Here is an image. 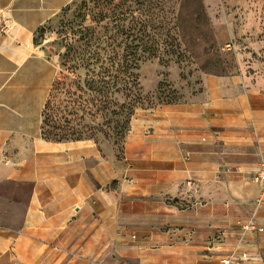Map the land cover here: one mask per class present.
Masks as SVG:
<instances>
[{"label": "rangeland", "instance_id": "obj_1", "mask_svg": "<svg viewBox=\"0 0 264 264\" xmlns=\"http://www.w3.org/2000/svg\"><path fill=\"white\" fill-rule=\"evenodd\" d=\"M66 1L51 0L60 8L37 39L59 65L44 132L49 139L80 136L73 142L97 145L98 153L90 152L92 168L95 155L105 160L103 171L90 170L87 187L118 192L117 217L106 219L105 225L88 212L83 219L104 226L100 237L107 262L166 264V232L184 224L169 222L168 213L193 207L178 198L147 199L144 187L135 182L163 177L158 171L163 163L147 158L162 155L167 130L185 125L191 132L209 134L217 129L192 103L210 98L214 81H257L264 66V0ZM81 157L58 160L77 164ZM19 190L9 188L13 194ZM11 203L21 208L27 202ZM244 217L232 218L236 229ZM0 219L9 227L22 220ZM183 229L173 232L174 264L176 257L200 254L220 262L240 253L219 228L204 235L191 226L184 234Z\"/></svg>", "mask_w": 264, "mask_h": 264}, {"label": "crops", "instance_id": "obj_2", "mask_svg": "<svg viewBox=\"0 0 264 264\" xmlns=\"http://www.w3.org/2000/svg\"><path fill=\"white\" fill-rule=\"evenodd\" d=\"M59 8L51 0H0V218H22L18 227L0 219V264H109L101 224L117 217L119 194L87 187L90 170L103 171L105 160L95 155L92 168L90 152L98 153L97 145L52 143L42 135L43 111L59 65L37 39ZM213 83L210 98L192 103L217 129L209 134L185 125L167 130L162 155L147 158L163 163L158 170L163 177L135 185L144 187L147 199L178 198L193 207L168 213L169 222L184 224L166 232V264H174L173 232L184 228V234L190 226L201 235L219 228L226 242L234 248L240 244L236 256L248 254L241 264H264V232L244 231L249 221L264 229V206L256 205L261 185L250 178L264 162V66L256 82L220 78ZM75 154L82 155L77 164L58 160ZM11 186L20 188L18 194L9 191ZM16 200L27 203L20 208L11 203ZM87 212L101 224L83 219ZM235 216H245L241 228L234 227ZM200 256L176 257L175 264H223Z\"/></svg>", "mask_w": 264, "mask_h": 264}, {"label": "built area", "instance_id": "obj_3", "mask_svg": "<svg viewBox=\"0 0 264 264\" xmlns=\"http://www.w3.org/2000/svg\"><path fill=\"white\" fill-rule=\"evenodd\" d=\"M251 180L253 182L259 183L261 185V192L260 196L256 201L257 207L264 206V162L260 164L257 170H255L251 174ZM187 187L192 188L193 184L192 181H188L186 184ZM244 231H256V232H264L263 228H259L253 224L252 221H249L245 226H244ZM219 234L223 235L225 237V233L219 232ZM221 237V238H223ZM240 244H238L236 251L240 250ZM248 259V254L244 253L241 255V257L236 256V254H233L232 256L222 260L223 264H240L241 261L247 260Z\"/></svg>", "mask_w": 264, "mask_h": 264}, {"label": "trees", "instance_id": "obj_4", "mask_svg": "<svg viewBox=\"0 0 264 264\" xmlns=\"http://www.w3.org/2000/svg\"><path fill=\"white\" fill-rule=\"evenodd\" d=\"M54 87H55V85L53 86V89H54ZM54 91H55V89H54ZM51 104H52V97H51V94H50V97H49V99H48V101H47V103L45 105L44 111H43V119H44L43 120V126H45L47 124V117L46 116H47V112L49 111V107H50ZM43 126H42V135H43V138L46 141H48V142H52V143H62V142H73V141H80V140H82L80 136H77L75 138H72V137H69L68 135H63L61 137H56L57 139L56 138L49 139L47 137V134H45V132H44L45 130H44ZM55 136H57V135H55Z\"/></svg>", "mask_w": 264, "mask_h": 264}]
</instances>
